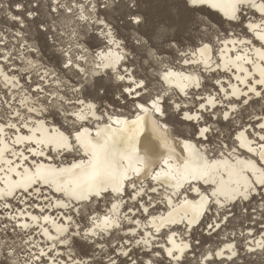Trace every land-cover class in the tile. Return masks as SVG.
Listing matches in <instances>:
<instances>
[{
    "label": "bare ground",
    "instance_id": "obj_1",
    "mask_svg": "<svg viewBox=\"0 0 264 264\" xmlns=\"http://www.w3.org/2000/svg\"><path fill=\"white\" fill-rule=\"evenodd\" d=\"M68 2L71 3V0ZM262 2L264 0H256L257 5ZM59 3L64 4L65 2L59 0ZM85 7L87 9L89 5H85ZM191 7L206 10L211 14L215 13L227 26H230L231 31L216 39L215 43L214 41H204L193 50L188 51L187 58L194 61L193 63L185 64L184 56L181 55L177 66L171 63L166 65L165 68H172L174 72H183L185 75L195 77L199 82V87H196L195 80L183 92L177 87H168L160 80L164 68L160 69L158 74L161 90L149 97H146L149 93L148 88L147 90L137 89L136 84L133 83V80L137 82L141 80L133 72L131 60L135 57L122 38L113 31V28L111 29L113 36L120 41L121 47L116 49L113 46L112 52L114 55L124 56V59L116 65V71L120 75H125V79L117 80L112 68L97 69L95 67L96 63H99L96 60L97 55L107 53L110 47L104 35L109 29L96 22L97 18L105 20V18L97 16L98 6L93 11L86 10L84 12V15L88 17L87 20L79 18V9H74L73 13H68L66 9H63V13L59 10L55 12V15L65 16L63 23L66 25L71 22L75 25L76 20L72 17L73 14H76L78 24L91 29L90 33L95 34V39L100 43V47L95 52L79 56V59H75L74 56L77 55V52L73 53L74 49L78 47V43H72L71 52L66 50L68 52L62 53L65 54L62 68L69 75L75 73L82 82L85 72H87L89 84L102 79L116 88L119 86L121 88L117 93L119 100L124 101L122 97H125L127 101L130 100L127 111L124 109L125 107L121 108L120 105L114 107L113 103L108 102H103L105 108L100 109V102L85 96V89L76 91L72 95V101L69 98L66 99L60 91L65 82V76L63 78L55 75L53 69L49 72L50 67L44 69L43 63L32 58V54L38 56L40 53L38 42H32L30 36L26 40L24 37L28 36L24 34V31L17 33L21 39L20 42H17L21 46L17 52L15 49L4 52V48H0L2 51L0 54V169H2L0 170V219L2 216L4 219L0 224L4 223L5 226L12 224L21 236H26L23 242L29 247L26 248L25 257H21L20 254L16 256L17 263L20 261L22 264L25 262L41 264L42 261V264H91L89 258L80 259L77 254L79 251L73 246L75 239L90 244L88 247L93 259L106 255L104 259H108L105 264H109L110 260L117 264L119 260L129 256L132 257L130 261H136L133 254L138 253L142 256L141 258H144V253L150 251L151 256L157 259L161 255L157 250L151 249L160 247L163 248L167 256V250L173 247L169 238L177 245L187 244L188 247L185 249L182 261L186 258L191 259L194 258L191 253H194L193 249L197 244H193L190 240L196 232L193 229L200 228L197 225L205 215L211 214L214 218V215H218V209L225 204L244 201L245 205V201L264 192V189L255 184L261 174V169L264 168V162L261 161V152L264 149L260 147L261 144H264V141L260 140V136L264 135V130L261 129V125H264V108L263 110L259 109V112L251 117V120L244 122L247 124L242 123L238 117L245 106L248 107L247 110H254L258 102L260 104L263 102L264 105V84L258 83L264 79L261 75L262 67H264V60H261L264 41L257 37V33L264 30L261 13L257 8L241 6L240 10L236 12V18L229 19L226 13L230 12V8L225 0H219L216 7H212L208 3ZM9 13L11 14V12ZM35 18V15L32 18L25 17L28 21H34ZM250 24L260 27L252 31L249 30ZM240 27L245 30L244 33L240 32L241 29H238ZM19 28L21 27L19 26ZM22 29L29 30L27 26ZM1 32L0 42L6 43L5 32ZM79 36H83V33ZM75 38L74 33L72 40L74 41ZM203 44L209 45L210 51L206 53V56L201 57L199 53L193 56V51L202 47ZM80 48L89 50L88 47L80 46ZM78 51L81 54V49ZM9 53H16L15 59L10 57ZM149 53L151 54L152 51L149 50ZM69 60L72 61V65L65 68V64ZM81 69L85 71H81ZM93 72L96 74L92 75ZM207 79L210 84L205 83ZM65 80L67 79L65 78ZM74 88L81 89V85H74ZM133 90H135V94H133ZM257 91L262 95L257 96ZM101 94H104V91ZM158 94H162L160 107L163 115L155 113L151 107V100L155 99ZM53 95H55L54 98H52ZM78 98L83 99L85 104L97 105L100 111L96 112V116H101L102 113L106 114L99 121L92 117L77 121V129L82 126L94 136L97 128H103L109 123L107 114H111L115 119L121 121H129L128 125H112L109 136L113 141V147L117 152L126 148H134L135 156L140 161L146 162L147 168L145 169L144 163L135 165L141 168L140 174L129 172V178L120 185L121 190L118 193L109 190L100 196H89L87 200L77 201L63 193L56 192L55 185L43 183L29 185L27 183L28 176L39 165H43L45 168L49 166L56 169L67 168L85 158L82 151L61 150L54 143H36L37 139L47 141L49 137H55L59 133L68 135L65 129H71L72 122L76 120L72 113L77 112L81 107L76 103ZM166 99L173 100L171 108L178 113L177 120L181 124V133L175 131L170 122V117L165 110ZM125 104L126 101L123 102V105ZM136 105H143L148 111H141ZM192 106L195 109H190ZM29 109L32 110L29 111ZM54 111L59 112L61 125L56 123L52 117L51 114ZM185 112L194 117L199 116L200 119L187 120L184 116ZM225 113H227V119H225ZM251 114L253 113L251 112ZM137 116L141 120L137 125L132 126L131 121L136 120ZM208 117L210 120L207 119ZM219 122L225 123V125L232 122L236 125L230 143H226V141L216 143L215 132L217 130H219V134L225 132V130L219 129ZM194 125L196 126L194 127L195 132L192 133L191 127ZM203 128H207L209 131L201 136L200 130ZM208 133L211 134V137H208ZM21 137H32V139L21 140ZM186 144L195 145L202 155L211 160H227L230 166L246 167L244 179L255 187V191L249 192L248 199L245 200L235 192L226 195H213V190L217 185L213 184L211 180L209 182L190 178L179 182L163 178L153 180L152 176L164 168V160L168 159L173 166L182 163V160L177 158L188 155ZM250 148L251 151H249ZM246 161L253 162L255 168L246 165ZM221 179L228 181L226 170L215 176L217 182ZM229 187L235 189L236 184L233 183ZM153 189L155 190L153 191ZM62 204L67 207H62ZM113 205L116 207L113 208ZM97 206L105 207L104 213L98 211ZM80 215L87 217V224L80 223L81 219L78 218ZM105 216L109 217L113 226L103 231L94 228L92 219L96 218L99 223ZM220 221H215L217 227L220 226ZM3 229H5L4 226ZM3 229L0 227V232ZM206 233H208L207 230ZM252 233V230H249L246 234L249 236L245 239L251 243L254 242L255 245L248 246L246 244L245 246L248 250L261 248V245H264V232L261 236L252 235ZM229 245H231V249H229ZM111 248L113 249L112 256L109 254ZM221 251L223 254L217 255ZM233 251L237 253L233 242L225 241L221 247L215 248V256L217 259L224 257L229 259L234 257L232 256ZM124 252H128V256L123 255ZM9 253L14 254L13 251ZM41 253H43L42 257ZM11 261L14 262V259ZM172 263L174 264V262Z\"/></svg>",
    "mask_w": 264,
    "mask_h": 264
},
{
    "label": "rangeland",
    "instance_id": "obj_2",
    "mask_svg": "<svg viewBox=\"0 0 264 264\" xmlns=\"http://www.w3.org/2000/svg\"><path fill=\"white\" fill-rule=\"evenodd\" d=\"M63 1L65 2L64 4H70L68 2L69 0ZM22 2L26 8H31L33 6L32 3H29V0H22ZM40 2L41 7L39 10V16L41 19L47 21V24L44 28L38 29L31 20L28 21L27 19H25V17L27 16L26 12H24L22 19L26 20L27 24L24 25V27L27 26L29 30L19 28L18 24H15L14 22L4 18V14L0 13V31H24V34H27L28 36L24 37L26 40L29 38L31 32L33 37L30 36V39L34 43L38 42L37 46L40 52L38 56L32 54V58H34L38 62L40 61L41 63H43L45 67L44 69H48L50 67L48 69L49 72L54 70L55 75L63 78L65 76V78L69 80L67 81L64 78L65 82L63 83V87L62 89H60V91H62L66 99L69 98L72 101V95L76 92L73 91L74 85H82V80L79 79V77L76 76L75 73L69 75L67 71L62 68L63 58H65V54L63 55L62 53L68 52L66 50L70 51L72 43H78V47H76L77 49H74L75 51L73 53L75 54V52H77L78 56L75 54L74 56L76 58H74L79 59V56H83L84 54L86 55L90 52H95V50L100 47V43L95 39V34L90 33L91 29H89L85 25L78 24L76 14H73L74 16L72 17L76 20L75 25L72 22L71 24L69 23L68 25H66L63 23L65 16L62 17L60 14L55 15V13L51 14L53 13L51 12V0H40ZM0 7H3L6 12H11V14L17 13L14 0H0ZM98 7L99 9L97 11V16L105 18L106 21L111 22L113 31H115V33L122 38L126 46L130 49L131 53L135 57L133 60H131L132 68L134 70L133 72L139 78L145 80L149 91L146 97H149V95H153L154 93L161 90L158 77L160 69H164L166 65H170V63L177 66L178 61L181 58V53L188 54V51L193 50L197 45L204 41H214L215 43L216 39L221 38L227 33L229 34V32L231 31L230 26H227L226 23L219 19V17L216 16L215 13L211 14L206 10L194 9L191 6L185 7L181 0H142L139 10L147 17L148 25L147 27H141L139 30H137L134 25H129L126 22V18L124 17L123 12L119 9H116L115 5H113L112 8H110L108 11H106L103 7ZM20 11L23 12L24 10L21 9ZM59 11H62L61 13H63V9H60ZM162 25L167 26L166 36L164 34H158L156 36H153L150 43H147L149 40V35H151L150 30L155 26ZM93 28L96 27L93 26ZM238 29H241L240 32L242 33L245 32V30H243L241 27ZM74 33L76 38L73 41L72 38L74 37ZM81 33H83V36H79L81 35ZM60 34H63L64 36ZM138 37L141 39L143 38V41L146 42L145 46L141 47L137 45L136 39ZM20 41V38L17 39V42ZM19 44L20 43H16L15 47H18ZM80 46H83L85 48L88 47L89 50H82ZM62 49L65 51H63ZM78 49H81L82 55L80 54ZM149 50L152 51L151 54L149 53ZM205 83L210 84V82H208V79L205 81ZM92 84L98 87H102L104 91V94H101L95 99L96 101L100 102V109L103 110L105 108V104H102L103 102H108L113 103L112 106L114 107L120 105L121 108L125 107L124 109L126 111L129 110L130 100L127 101L125 97H122L124 98V101H126L125 105H123L124 101L119 100V97L117 95L118 91L121 90L119 86L118 88H116L115 86H112L110 83L105 82L102 79L96 80ZM89 91H91V89H85L86 94H84L85 96L93 99L92 96L88 94ZM199 93H202V91H199ZM54 97L55 95L52 96V98ZM172 101L173 100L166 99L165 110L170 117V122L172 123L174 130L181 133V124L177 120L178 113L171 108ZM246 108L248 107L245 106V109L241 110V112L238 114V117L241 119L242 123L251 120V117H254V114L256 112H259V109L263 110L264 105L263 102H261V104L258 102L254 107V110H247ZM190 109L195 108L192 106ZM251 112L253 114H251ZM58 113L59 112L54 111L51 115L56 123L61 125ZM209 117L207 118L208 120H210ZM218 124L220 127L219 129H223L225 130V132H222L220 134L218 133L219 130L215 132L214 136L216 138V143H222L223 141H226V143H230V139H232L234 135L236 125H234L232 122L228 125L220 122ZM194 127L196 126L194 125L191 127L192 133L195 132ZM208 137H211L210 133H208ZM259 199L263 201L264 194L262 195L260 193L259 196L256 195L250 200L245 201V205L243 203L244 201L242 203H238L236 201L232 204H225V206L218 209V215H214V218L211 214L207 215L206 222H215L224 219V221L222 222L223 225L219 227L218 231L214 235L208 237L203 235V224L202 226L200 224V228L198 230H196L197 228H194L193 230H195L196 232L190 239L193 244L197 243L193 249L194 253H191V256L193 255L194 258L183 259L182 264H264V248H253L254 250H248L245 246L246 244H249L248 246L255 245L254 242L251 243L245 239L247 236H249L246 235L249 230H252V235L257 236H261L262 232H264V225L261 223V221L254 220L256 218L263 219L261 217L262 214L257 210V208L260 207L257 204V200ZM104 208L101 206H97L98 211H101V213H104ZM262 209H264V206L262 207ZM259 214L260 216L258 217ZM2 217L0 219V222L4 221ZM78 218L81 219V224H87L86 216L80 215V217ZM5 225L6 224L4 223L3 225L2 223L0 224V227L2 229L3 226L5 227V229L1 231L2 233L0 232V264H7L9 258L10 260L14 259V262L16 264L18 260L16 259V256L20 254L21 257H25L27 251L26 248H28L29 246L27 244L25 245L23 242L24 239H26V236H21L20 232L15 230L16 228L14 229V226L12 224H8L7 226ZM10 230L14 231L12 232ZM223 231H226L227 233H224ZM231 238L234 239L233 242L235 243V248L237 251L236 255L234 257H231V259H228L227 257L217 259L215 256V248L217 249L219 246L221 247V244H223L225 241L232 240ZM88 245L90 244L85 243V241H81L80 239H75L73 241V246L79 251V253L77 254H79L81 260L82 258H89L91 259V264H105V261L108 259H104V256L106 255H101L99 258L96 257L93 259V256L90 255ZM112 250L113 249L111 248L109 252L110 256H112ZM151 250H157L159 252V255H161L160 258L158 257L157 259H154L153 256H151L152 254H150L151 251L144 253V258L146 260L144 258H141L142 256L138 255V253H135L133 254V256L136 259V264H146V262L149 260H154V262H163V264H173L172 262H170V258L165 255L163 248L161 249L160 247ZM10 251H13L14 254L9 257ZM60 258L63 259V257L61 256ZM125 258L119 260L117 264H131L130 260L132 257L129 256ZM18 262L19 263L17 264H22L20 261Z\"/></svg>",
    "mask_w": 264,
    "mask_h": 264
},
{
    "label": "snow or ice",
    "instance_id": "obj_3",
    "mask_svg": "<svg viewBox=\"0 0 264 264\" xmlns=\"http://www.w3.org/2000/svg\"><path fill=\"white\" fill-rule=\"evenodd\" d=\"M14 2L17 9L16 14H10L9 12H6L3 7H0V13L4 14V18L14 22L15 24H18L21 28H23L26 20L22 19V17L24 12H26L28 18H32L35 15L36 19L32 22L38 29L44 28L46 26L47 21L41 19L39 16V10L41 7L40 0H29V3L33 4L31 8H26L22 0H14ZM181 2L185 7H195L205 3L210 4L212 7H216L219 0H181ZM141 3L142 0H103V3H101V0H71L70 4H61L59 3V0H51V4L54 5L51 7V12L55 13L60 9H66L68 13H73L74 9H79V18L82 20H87L88 17L84 15L86 10L93 11L97 6H100L108 11L113 5H115L116 9H119L123 12L126 22L129 25H134L136 29L139 30L141 27H147L148 25L147 17L139 10ZM225 3L230 8V12L226 13L229 19L236 18V12L240 10L241 6H247L257 8V10L261 13L262 24H264V2L257 5L256 0H225ZM85 5H89V7L86 9ZM21 9L24 11L21 12ZM96 22L109 29V31L104 33V35L107 38V44L110 47L107 53H101L97 55L96 60H98L99 63H96L95 67L97 69L101 67L112 68L116 74V79L123 81L125 79V75H120L119 72L116 71V65L120 60L124 59V56H117L112 52V47L114 46L116 49H119L121 47V43L114 38L113 32L111 30L112 24L110 21L97 18ZM259 27V25L250 24L249 30L255 31ZM166 29V25L153 27L150 30L151 35H149V40L147 43H150L153 36L158 34H164L166 36ZM257 37L261 41H264V30L258 32ZM136 43L141 47L145 46L146 44V42L141 40L139 37L136 39ZM262 48H264V45H262ZM208 51H210L209 45L203 44L202 47L193 51L192 55L195 56L197 53H199L201 57H205ZM181 55L184 56L185 64L194 62L187 58L186 53H181ZM261 60H264V51L261 52ZM71 65L72 61L69 60V62L65 64V68H68ZM205 66L207 67L206 61ZM81 71L85 70L81 69ZM95 74V72L92 73V75ZM261 75L264 77V67H262ZM160 80L163 81V83L168 87L174 86L179 88L181 92H183L186 87L190 86L191 82L194 80L196 82V87H199V82L195 77L191 75H185L183 72H174L172 68H165L162 70ZM133 83L136 84L137 89L147 90V84L143 79H141L139 82L133 80ZM258 83L264 84V79L258 81ZM82 89H91L88 94L91 95L93 99H96L103 92L102 87L89 84L87 72H85V78L82 82L81 89L74 88L73 91H80ZM125 91H127V89H125ZM253 91L255 90L253 89ZM133 94H135V90H133ZM161 95L162 94H158L155 99L151 100V107L155 113L163 115L164 113L160 107ZM256 95L261 96L262 93L257 91ZM76 103L81 107L77 112L72 113V115H75L76 120L72 122L71 129H65V131L68 132V135L65 136L63 133H59L55 137H49L47 141L43 139H37L36 143H54L56 147L61 150L67 149L69 151H82L85 158H82L77 163L71 164L67 168L56 169L52 168L51 166L45 168L43 165H39L36 167V170L32 172L30 176H28L27 183L29 185L32 183L55 185L54 190L56 192L63 193L65 196L77 201L87 200L89 196H100L102 193H106L109 190H111L113 193H118L121 190L120 185L124 180L129 178V172L135 173L136 175L140 174L141 168L135 165L144 163L145 169L147 168L146 162L140 161L135 156L134 148H126L117 152L113 147V141L109 136L112 125H128L129 121H121L119 119H115L111 114H107L109 123L103 128H97L96 133L93 136L88 131V129H85L82 126L77 129L76 122L86 120L89 117L99 121L106 113H102L101 116H96V112L100 111L97 105L93 103L85 104V101L79 98L76 100ZM245 103H247V101H245ZM136 107L141 111H148V109H146L143 105H136ZM177 107L179 108V105H177ZM201 107H204V105H201ZM31 110L32 109H29V111ZM184 116L187 120L200 119L199 116L194 117L189 115L187 112H185ZM227 118V113H225V119ZM140 120L141 118L137 116L136 120L131 121V125H137ZM12 127H15V125H12ZM261 129L264 130V125H261ZM208 131L209 129L203 128L200 130V135L203 136ZM20 139L31 140L32 137H21ZM260 140L264 141V135L260 136ZM18 142L19 140L17 143ZM260 147L261 149H264V144H261ZM186 149L188 151V155L183 158H177L178 160H182V163L173 166L168 159L164 160V168L160 172L155 173V175L152 176V179L161 180L163 178L167 180H176L178 182L188 178L192 180H204L205 182H209L211 180L213 184L217 185V187L213 190V195H226L235 192L239 193L241 198L245 200L248 199L249 192L255 191V187L250 185L249 182L244 179V172L247 171L246 167L238 168L230 166L227 160H211L202 155L195 145L186 144ZM249 151H251V148ZM261 161L264 162V151L261 152ZM9 164L11 165V162H9ZM245 164L251 165L252 168H255V164L251 161H246ZM10 170L11 167L9 168V171ZM224 170H226V174L229 178L228 181L221 179L219 182H217L215 180V176ZM233 183L236 184L235 189L229 187V185ZM255 184L264 189V168L261 169V174L255 181ZM154 190L155 189H153V191ZM61 206L67 207V205L64 204ZM115 207L116 205H113V208ZM45 220H47V217H45ZM92 223L94 228L101 229L102 231L113 226L108 216L103 217L99 223H97L96 218H93ZM169 240L173 244V247L167 250V256L170 258V262H174V264H182V256L184 255L185 249H187L188 245H177L171 240V238H169ZM228 247L231 249V245ZM261 248H264V245H261ZM222 254L223 251L217 253V255ZM40 255L42 257L43 253ZM123 255L128 256V252H124ZM235 255L236 252L233 251L232 256ZM10 256L11 253H9V257ZM7 264H15V262L8 260ZM25 264H27V262H25ZM109 264H115V261L110 260ZM131 264H136V261H131ZM148 264H163V262L149 261Z\"/></svg>",
    "mask_w": 264,
    "mask_h": 264
},
{
    "label": "built area",
    "instance_id": "obj_4",
    "mask_svg": "<svg viewBox=\"0 0 264 264\" xmlns=\"http://www.w3.org/2000/svg\"><path fill=\"white\" fill-rule=\"evenodd\" d=\"M3 32H5V35H6V37H7V39H6V43H4V42H0V48H4V52H10V51H12V49H15L16 51L15 52H17L18 51V48H21V46H18V47H15V44L17 43V39H19V37L17 36V33H18V31L17 32H15V31H3ZM3 32H1V33H3ZM4 43V44H3ZM7 44V45H6ZM1 52L2 51H0V54H1ZM9 56L10 57H12L13 59H15V56H16V53H9ZM13 62H16L15 60H13ZM261 194L263 195L264 194V192H261ZM258 196H259V194H257ZM258 202H257V204L260 206L259 208H257V210H258V212L259 213H261L262 215H261V217L263 218V219H259V218H256V219H254L253 217V219L254 220H259V221H261V223L264 225V209H262V207L264 206V200L262 201L261 199H259V200H257ZM207 215H210V214H207ZM207 215H205L204 216V218H203V220L197 225L198 227L200 226V224H201V226H202V224H203V226H204V231H203V235H205V236H211V235H214L217 231H218V229H219V227L220 226H222L223 225V221H224V219H222L220 222H219V224H220V226L219 227H217L216 226V223L213 221V222H206V220H207ZM260 216V214L258 215V217ZM207 223V224H206ZM209 223V224H208ZM221 229V228H220ZM206 230H207V232L208 233H206ZM220 231V230H219ZM224 233H227L226 231H223ZM232 239V238H231ZM228 241H234V239H232V240H228ZM233 244L235 245V243L233 242ZM249 245V244H248ZM251 246H253V245H251Z\"/></svg>",
    "mask_w": 264,
    "mask_h": 264
},
{
    "label": "flooded vegetation",
    "instance_id": "obj_5",
    "mask_svg": "<svg viewBox=\"0 0 264 264\" xmlns=\"http://www.w3.org/2000/svg\"><path fill=\"white\" fill-rule=\"evenodd\" d=\"M30 36H32L31 32H30ZM33 37V36H32Z\"/></svg>",
    "mask_w": 264,
    "mask_h": 264
}]
</instances>
